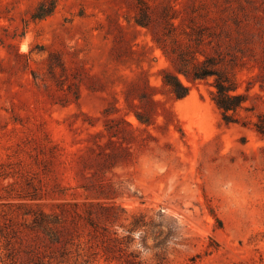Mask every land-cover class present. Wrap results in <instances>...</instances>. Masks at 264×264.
I'll return each mask as SVG.
<instances>
[{
	"label": "rangeland",
	"instance_id": "1",
	"mask_svg": "<svg viewBox=\"0 0 264 264\" xmlns=\"http://www.w3.org/2000/svg\"><path fill=\"white\" fill-rule=\"evenodd\" d=\"M49 1L0 0V264H124L131 251L264 264V0H57L34 18ZM180 52L234 78L245 101L231 121L214 76L179 73L181 98L164 85ZM75 201L115 207L111 260L85 221L63 250L33 228Z\"/></svg>",
	"mask_w": 264,
	"mask_h": 264
},
{
	"label": "trees",
	"instance_id": "2",
	"mask_svg": "<svg viewBox=\"0 0 264 264\" xmlns=\"http://www.w3.org/2000/svg\"><path fill=\"white\" fill-rule=\"evenodd\" d=\"M57 0H50L49 4L41 2L34 18H42L50 15L55 10ZM180 62H176L175 71L166 69L163 74V83L169 89V91L177 98L186 96L190 91V86L183 83L179 77V73H183L189 80L195 81L198 79H206L210 76H214V86L216 90L213 92V99L218 107L223 111L224 118L227 122L231 121L226 114L229 110H236L245 101L242 94L236 93L238 86L234 78L220 69H216L215 66L218 61L214 58L207 57L206 59L199 60L198 57L191 52L189 57H186L182 52L178 53ZM235 92V93H234ZM142 122H147L138 115ZM257 130L264 134L262 125L256 123ZM83 211L79 209L80 203L75 201L71 203V207L67 208L65 204L61 203L60 211L46 212L41 211L34 216L33 228L42 229L54 242L61 243V247L66 245L67 242L75 236V231L81 225L82 221H85L86 226L89 227V241H91V248L95 245L98 248L93 254L97 256L102 252V256L105 260H111L110 252L115 245L121 243L120 237L117 232L112 237L114 244L109 242V228L102 222L111 221L112 210L115 209L112 205H107L101 201H87ZM133 230V229H132ZM94 240V241H93ZM92 254V252H91ZM78 255L83 257V261L86 264L90 263L89 258H84L85 253L79 252ZM117 260L124 264H145L144 260L139 257L137 253L131 251L130 254L124 258L116 257ZM158 264H164V257H159ZM95 260H99L95 257ZM188 264H194L196 257L190 259ZM101 264V263H96Z\"/></svg>",
	"mask_w": 264,
	"mask_h": 264
}]
</instances>
